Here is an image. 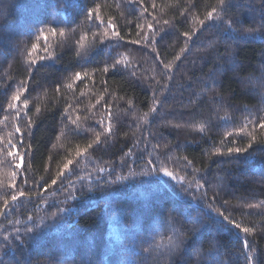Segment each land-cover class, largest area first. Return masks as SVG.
I'll list each match as a JSON object with an SVG mask.
<instances>
[{"label":"trees","instance_id":"trees-1","mask_svg":"<svg viewBox=\"0 0 264 264\" xmlns=\"http://www.w3.org/2000/svg\"><path fill=\"white\" fill-rule=\"evenodd\" d=\"M226 2L242 28L264 24L259 0ZM96 4L103 26L87 18ZM213 6L218 0H0L3 264H248L245 239L253 264H264V130L249 122L264 115V30L234 44L205 19ZM116 59L124 61L119 71ZM25 81L28 108L20 104L18 119L5 109ZM17 126L31 146L19 170L7 155L9 139L19 144ZM97 134L101 142L84 151ZM13 183L26 190L16 201ZM197 220L211 227L171 252V239Z\"/></svg>","mask_w":264,"mask_h":264},{"label":"snow or ice","instance_id":"snow-or-ice-1","mask_svg":"<svg viewBox=\"0 0 264 264\" xmlns=\"http://www.w3.org/2000/svg\"><path fill=\"white\" fill-rule=\"evenodd\" d=\"M220 8L217 9L215 6H213L211 11L207 12L206 15V20H213L215 19L217 21V27L223 26V31L225 33H228L227 35V39L232 41L234 44L237 43V41L245 39L246 36L252 35L255 32L264 30V24H262L260 26L259 29H254V28H242L241 26L237 25V23L233 20H231L230 18L227 17V9L230 7V4L226 2V0H218ZM260 5H261V11L262 13H264V0H259ZM155 6V5H153ZM100 4H96L95 7H90L89 10L87 11V18L89 20L95 19L96 21H100L102 26H103V17L100 14ZM146 10V9H145ZM223 11L225 12V16L221 17L220 16V12ZM181 15H183V13H181ZM262 18H264V15H262ZM199 23L203 26L205 24V20H200ZM116 25L109 20L106 28L107 29H112V33L111 35L114 37H119V32L116 31ZM137 27H140V25H137ZM151 24H149V28H151ZM47 33L50 34L51 36H56L57 35V29L56 28H49L47 30ZM59 35L60 36H64L65 33L63 31H59ZM93 35H95V33H93ZM105 35H107V32H105ZM183 35L188 39L191 40L193 38V35H195V33L189 34L188 32L183 33ZM44 38L45 40H47V36L45 35V33L43 31H41L40 33V37L39 38ZM86 37L81 36L80 41L77 42L78 45L83 46V41L85 40ZM145 39H148V37H144ZM133 43H138V41H133ZM216 46V42H212L210 44V48L214 49ZM38 48H37V44L33 43L31 46V49L28 51V56L32 57V53L33 52H37ZM44 50L47 51V44H45L44 46ZM182 52L185 51L184 49L181 50ZM40 59H44V57H40ZM176 60L180 59V56L177 55ZM37 63L36 59H30L29 61V65H35ZM124 63V61H122L121 59H116L115 64L112 65L113 70L115 71H119V65ZM172 64L168 63V64H164V68L167 70V72L171 73L172 72ZM104 72H108L109 68L107 66H105L103 68ZM86 75V73L84 74ZM82 78V73L81 72H76L75 73V79L76 80H80ZM169 79H171V76L169 77ZM27 85L28 82L25 81L23 82L20 87L18 88V90L15 92V94H13L10 98V103H8L5 112L7 113V111L9 109L14 110L18 119H23V117L20 115V104L22 103L24 109L28 108V100L25 97L23 101H21V97L24 95V93L27 91ZM68 87H72L71 84L68 85ZM262 87H264V85H262ZM57 91H59V89H57ZM37 111H39V109H37ZM153 111H156V109L154 108ZM27 113H25L26 115ZM250 123H253L254 128H259L264 130V115H259L256 117V119L254 121H249ZM32 121L31 119H29L27 128L30 131L31 127H32ZM247 125H245L246 127ZM112 127H113V121H112V117H111V113H109V124L108 127L105 128V133L111 135L112 134ZM243 129H241L242 131ZM16 132L20 134V138H19V144H17L16 141H13L11 139L8 140V148H7V155L13 158V161H15L16 159L20 160V163H15V169H21L23 162H24V158L25 155L27 153V151L31 150V146H25L23 143V137H24V132L21 129V127L17 126L16 127ZM239 134V133H237ZM227 135H231V133H228ZM255 137H253L252 141H249L248 143V148L252 147V142L254 141ZM101 142V135L97 134L95 137V140L90 142L87 145V148L84 149V151H87V149H91L93 147V144H99ZM23 149L24 151H18L17 149ZM247 151V148H229L228 149V153L231 154L233 152H237V153H242ZM77 155H82L81 152H78ZM73 163V161L71 159H69L67 161L66 164H64L63 168L60 170L58 177H63L65 174V171L68 170L69 165H71ZM189 164H191V161H189ZM101 171H103V169H101ZM161 171L163 172V174L165 176H171L173 179H175V176L170 173L166 168H162ZM56 179L52 180V184H56ZM49 187H51V185H48ZM204 185H198V187H203ZM9 187L13 188V192L10 194V198L12 201H16L18 199V197H23L26 195V190L24 189H17L15 188L14 183L10 184ZM182 191H186V189H181ZM4 204L7 207L9 205V201L8 199L4 200ZM256 205H249V207H255ZM60 211H63V209H61ZM218 215L220 216H224V213H219ZM53 216H55V213L53 214ZM29 219H31V217H29ZM224 219L227 221L228 224L232 225V227L239 229L240 232L245 233L246 237L248 235L252 234V228L250 227H244L239 223H234L232 219L228 218V217H224ZM209 227H211L210 225H205L202 221H194L193 222V227L190 231L186 232L184 235V238L182 239L180 237L179 234H177L175 236L174 239H171L170 243H171V247H170V251L173 253H177L179 252V250L182 248V246L185 244V240L190 238L191 242H195L196 238L200 235V233L202 232V230H206ZM27 233H32L33 232V228L29 227L26 228L25 230ZM179 232V230H178ZM5 240L8 239V237L4 238ZM21 242H25L23 240V238L21 237ZM244 247L246 249L249 250V255L247 256V262L248 264H253L254 260H255V255H254V248L251 244L250 241H248L247 239L244 240ZM145 251H148L147 249H145ZM0 264H3L2 261H0Z\"/></svg>","mask_w":264,"mask_h":264}]
</instances>
